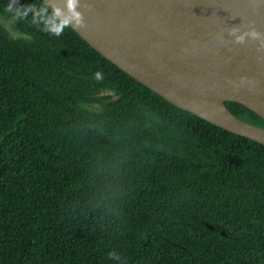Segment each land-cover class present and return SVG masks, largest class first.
Instances as JSON below:
<instances>
[{"label": "trees", "instance_id": "trees-1", "mask_svg": "<svg viewBox=\"0 0 264 264\" xmlns=\"http://www.w3.org/2000/svg\"><path fill=\"white\" fill-rule=\"evenodd\" d=\"M0 16V264H264L263 144L55 35L43 0Z\"/></svg>", "mask_w": 264, "mask_h": 264}, {"label": "water", "instance_id": "water-1", "mask_svg": "<svg viewBox=\"0 0 264 264\" xmlns=\"http://www.w3.org/2000/svg\"><path fill=\"white\" fill-rule=\"evenodd\" d=\"M43 1L94 49L167 101L264 145V127L224 104L264 112V0ZM188 91L223 96L225 113L193 102Z\"/></svg>", "mask_w": 264, "mask_h": 264}, {"label": "bare ground", "instance_id": "bare-ground-1", "mask_svg": "<svg viewBox=\"0 0 264 264\" xmlns=\"http://www.w3.org/2000/svg\"><path fill=\"white\" fill-rule=\"evenodd\" d=\"M186 95L190 100L197 104L225 113V107L222 104L223 96L221 95L210 93L203 94L197 91H188ZM260 115L264 118V112H260Z\"/></svg>", "mask_w": 264, "mask_h": 264}, {"label": "clouds", "instance_id": "clouds-1", "mask_svg": "<svg viewBox=\"0 0 264 264\" xmlns=\"http://www.w3.org/2000/svg\"><path fill=\"white\" fill-rule=\"evenodd\" d=\"M73 3H75V0H73ZM11 10V9H9ZM77 23L79 24V20L77 21ZM68 26V23H67V20H60L58 22V26L53 30L54 31V34L59 36L62 32H63V29L65 27ZM82 26V25H81ZM95 78L96 79H102L103 78V74L102 73H95ZM114 254H111V256H113Z\"/></svg>", "mask_w": 264, "mask_h": 264}, {"label": "rangeland", "instance_id": "rangeland-1", "mask_svg": "<svg viewBox=\"0 0 264 264\" xmlns=\"http://www.w3.org/2000/svg\"><path fill=\"white\" fill-rule=\"evenodd\" d=\"M0 21L11 31V33L13 35H17L18 33L14 30V28L12 27V25L10 24V22L8 20H6L4 17L0 16Z\"/></svg>", "mask_w": 264, "mask_h": 264}]
</instances>
